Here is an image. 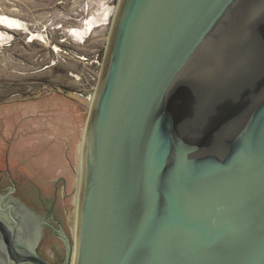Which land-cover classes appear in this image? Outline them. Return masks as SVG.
I'll return each mask as SVG.
<instances>
[{"label":"water","instance_id":"water-1","mask_svg":"<svg viewBox=\"0 0 264 264\" xmlns=\"http://www.w3.org/2000/svg\"><path fill=\"white\" fill-rule=\"evenodd\" d=\"M5 258L264 264V0H119L90 108L1 104Z\"/></svg>","mask_w":264,"mask_h":264},{"label":"rangeland","instance_id":"rangeland-1","mask_svg":"<svg viewBox=\"0 0 264 264\" xmlns=\"http://www.w3.org/2000/svg\"><path fill=\"white\" fill-rule=\"evenodd\" d=\"M118 1L0 0V105L59 93L90 108Z\"/></svg>","mask_w":264,"mask_h":264},{"label":"flooded vegetation","instance_id":"flooded-vegetation-1","mask_svg":"<svg viewBox=\"0 0 264 264\" xmlns=\"http://www.w3.org/2000/svg\"><path fill=\"white\" fill-rule=\"evenodd\" d=\"M6 212V211H5ZM34 232V231H33ZM25 240V241H24ZM39 241V238L38 236L36 235V233L34 232V234H29V231H23L21 233V236L19 237V243L20 245H23L24 247H29V246H32L35 253L37 254L36 252V248L38 247V242ZM2 249V247H1ZM40 257V256H39ZM41 258V257H40ZM43 260V258H41ZM66 261H64L63 264H65ZM0 264H9V262L7 261V259H2V261L0 262ZM48 264V263H47Z\"/></svg>","mask_w":264,"mask_h":264},{"label":"bare ground","instance_id":"bare-ground-1","mask_svg":"<svg viewBox=\"0 0 264 264\" xmlns=\"http://www.w3.org/2000/svg\"><path fill=\"white\" fill-rule=\"evenodd\" d=\"M110 13H111V10H108V12L106 13V16H107V18L110 16ZM90 27L88 26V27H86V28H84L81 32H80V36L83 38V37H85L88 33H89V31H90ZM94 98V97H93ZM92 102H93V99H92ZM92 102H91V105H92ZM91 105H90V107H91Z\"/></svg>","mask_w":264,"mask_h":264}]
</instances>
